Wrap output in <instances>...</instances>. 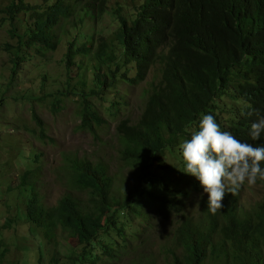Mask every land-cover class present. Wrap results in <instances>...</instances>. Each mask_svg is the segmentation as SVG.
Instances as JSON below:
<instances>
[{
  "label": "trees",
  "instance_id": "16d2710c",
  "mask_svg": "<svg viewBox=\"0 0 264 264\" xmlns=\"http://www.w3.org/2000/svg\"><path fill=\"white\" fill-rule=\"evenodd\" d=\"M80 1L52 0L46 10H39L12 0L6 11L11 21L21 12L40 11L36 26L24 43L25 48L34 47L33 43L43 45L35 47L40 52V63L45 55L43 49H54L50 32L61 18L72 15ZM82 1L91 6L92 16H99L107 2ZM127 9L129 21L116 8L118 28L109 42L103 41L96 48L94 58L98 65L92 69V80L95 79L97 89L87 94L103 101L104 91L117 88L122 81L139 84L147 80L152 70L160 72L159 80L154 78L143 88L144 103L138 117L125 115L118 121L116 168L132 170V181L118 179L117 172L116 177L110 175L106 163L89 158L75 162L72 169L73 184L89 192L90 206L65 195L57 208L45 210L34 181L37 172L30 169L19 174L20 182L14 187L18 193L30 196L28 216L36 219L49 237L55 236L58 224L70 237H76L81 255L73 263L96 264L101 257L111 259L112 251L108 250L100 257H92L97 246L94 241L99 236L111 244L104 237L109 231L121 238L135 219L152 226L154 220L147 211L166 220L171 214L180 213L185 199L203 192L199 181L183 172L180 149L199 130L203 115L212 114L222 130L231 132L241 142L264 145V134L257 141L249 135L251 124L264 115V0H129ZM11 33L18 44H23L19 36L13 35V29ZM74 43L66 53L67 76L75 66L71 51ZM91 45L81 48L80 54L87 55ZM19 47L14 57L11 52L13 77L16 62L24 58ZM71 96L79 100V96ZM238 101L243 102V107L236 110ZM118 105L119 102L113 103L110 111L115 113ZM82 108V126L78 129H92L93 123L102 122L88 101L83 100ZM33 117L39 120L36 114ZM39 127L35 133L44 139ZM165 158L176 160L179 169L164 170ZM169 174L173 178H168ZM174 180L182 185L181 190L170 187ZM257 183L264 188V181ZM6 193H13V186ZM207 200L200 201L198 220L182 216L173 245L184 252L181 260L176 259L169 242L166 264H264V195L250 214L239 212V191L235 196L226 193L223 208L215 215L208 211ZM90 247L93 250L85 252Z\"/></svg>",
  "mask_w": 264,
  "mask_h": 264
},
{
  "label": "rangeland",
  "instance_id": "374dc122",
  "mask_svg": "<svg viewBox=\"0 0 264 264\" xmlns=\"http://www.w3.org/2000/svg\"><path fill=\"white\" fill-rule=\"evenodd\" d=\"M11 2L0 0V264H81L73 263L75 257L81 255L75 236L70 237L58 224L55 236L49 237L46 229L28 216L30 196L18 193L14 188L20 182L19 174L24 175L29 169L37 172L34 181L38 184L37 191L45 210L57 208L65 195L90 206L89 192L73 184L72 164L75 162L99 158L107 164L110 175L116 177L118 173V179L132 181V170L116 168L118 121L125 115L133 119L138 117L139 108L144 103L143 88L154 78L159 80L161 74L154 69L147 80L139 84L122 81L117 88L104 91L103 101L92 93L87 94L97 89L95 79L92 80V69L98 65L94 58L96 48L99 43L109 42L112 38L118 28L115 10L119 7L120 13L126 16L129 0H107L99 16H92L91 6L81 0L74 6L72 15L61 18L50 32L54 49H43L45 55L40 63V52L36 48H43V45L33 43L34 47L25 48L24 43L28 32L36 26L39 10H46L52 0H15L17 5L37 6L39 10L16 14L13 21L6 11ZM126 18L129 21V17ZM11 29L23 44H18ZM74 41L75 48L71 51L76 66L67 76L66 53ZM90 43L91 50L82 56L79 50L88 48ZM81 44L84 45L79 46ZM17 47L24 58L16 62V75H11L14 78L11 79V52L14 57ZM71 95L79 96V100L75 101ZM83 100L90 103L102 121L99 125L93 123L92 129H78L79 125L82 126ZM112 102H119L115 113L110 111ZM241 107L243 102L238 101L236 110ZM34 114L39 120L34 119ZM38 127L44 139H39L35 133ZM29 155L32 157L28 158ZM162 165L166 171L179 169L178 162L171 158H165ZM168 178L173 175L169 174ZM118 184L115 185L117 188ZM178 184L174 180L170 187L181 190L182 185ZM9 186H13V193H6ZM263 195L264 188L260 184L249 186L245 183L239 189V212L252 213ZM205 198L208 196L204 192L192 194L184 200L180 213L171 214L166 220L147 211L154 220L152 226L135 219L121 238L115 237L111 231L104 236L111 240V244L99 236L94 241L97 246L92 257H100L104 250H108L112 251V258L101 257L96 264H166V252L171 243L173 256L181 260L184 250L174 248L175 230L182 222V216L198 220L200 201ZM48 233L52 234V230ZM124 236L126 245L125 241L122 242ZM92 250L90 247L85 252Z\"/></svg>",
  "mask_w": 264,
  "mask_h": 264
},
{
  "label": "clouds",
  "instance_id": "9594fccd",
  "mask_svg": "<svg viewBox=\"0 0 264 264\" xmlns=\"http://www.w3.org/2000/svg\"><path fill=\"white\" fill-rule=\"evenodd\" d=\"M262 134L264 115L249 130L252 141L259 140ZM180 149L183 172L199 181L207 193V209L212 215L223 208L226 193L235 196L245 183L254 186L258 180L264 181V145L241 142L231 132L222 130L212 114L202 116L199 130Z\"/></svg>",
  "mask_w": 264,
  "mask_h": 264
},
{
  "label": "bare ground",
  "instance_id": "6f19581e",
  "mask_svg": "<svg viewBox=\"0 0 264 264\" xmlns=\"http://www.w3.org/2000/svg\"><path fill=\"white\" fill-rule=\"evenodd\" d=\"M90 44H91V43H90ZM89 47H90V46H89ZM89 47H88V48H89ZM75 66H76V65H75ZM66 75H67V73H66ZM43 225H44V224H43ZM59 226H60V225H59Z\"/></svg>",
  "mask_w": 264,
  "mask_h": 264
}]
</instances>
